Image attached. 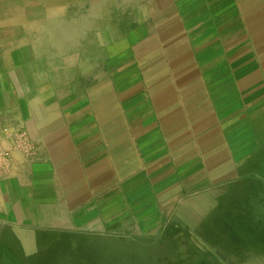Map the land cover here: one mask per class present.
<instances>
[{"label":"crops","instance_id":"obj_1","mask_svg":"<svg viewBox=\"0 0 264 264\" xmlns=\"http://www.w3.org/2000/svg\"><path fill=\"white\" fill-rule=\"evenodd\" d=\"M13 19L0 117L44 151L0 177V264H148L186 240L264 264V0L151 1L90 45Z\"/></svg>","mask_w":264,"mask_h":264},{"label":"rangeland","instance_id":"obj_2","mask_svg":"<svg viewBox=\"0 0 264 264\" xmlns=\"http://www.w3.org/2000/svg\"><path fill=\"white\" fill-rule=\"evenodd\" d=\"M151 1L155 4V0H124L121 10L117 7V0H107L103 7H99L101 0H0V12L4 14L0 16L2 20H7V17L12 19L18 17L20 25H23L33 19L43 20L46 9L71 3L63 23V31L68 32L69 37L73 36L69 38L71 41L82 40L83 43H87L86 45H90L89 42L94 39L93 35L99 34L100 41L103 42L106 41L105 36L108 34L120 35L130 27L137 28L138 22L134 19L147 16L148 4L150 5ZM81 2L85 3L84 9L78 6ZM98 10L101 13L100 18L95 16ZM56 11L62 12L63 9ZM82 16H86V19H81ZM171 252L168 247L163 249L149 247V255L156 253L160 257L163 256V260L148 264H252L249 259L256 256L248 254L241 259H236L235 256L228 259L225 252L221 253L218 247L206 245L200 240H196V244L190 246L187 240L183 242L179 255L176 253L170 255ZM167 255L172 256L174 261Z\"/></svg>","mask_w":264,"mask_h":264},{"label":"clouds","instance_id":"obj_3","mask_svg":"<svg viewBox=\"0 0 264 264\" xmlns=\"http://www.w3.org/2000/svg\"><path fill=\"white\" fill-rule=\"evenodd\" d=\"M105 3H107V0H101V5L99 7H103ZM123 3L124 0H117V7L121 10H123ZM78 6L79 8L84 9L85 3L81 2ZM69 7H71V3L56 5L52 8L46 9L43 20L33 19L20 26L23 28L24 32L29 35H31L32 33H37L40 35L41 38L44 35H47L49 40L52 42L53 46L58 47V44L56 43V35L58 32L63 33V23L68 15ZM56 9H63V11L59 12L56 11ZM95 16L97 18H100L101 13L99 10L95 13ZM81 19H86V16H82ZM7 23L11 24L13 27L17 26V22L12 18H9L7 20ZM5 24V20H0V29L4 28ZM65 62L70 67L73 66L74 63L73 61H71L70 58L66 59ZM9 80L11 81L10 87L13 91L16 92L18 99L27 96L29 92V87L26 84L21 85L19 88H17V82L19 78L17 77L15 80H13L12 77H9ZM3 83L4 77L3 74L0 73V85H2ZM31 99L32 101H35L37 99V96H33Z\"/></svg>","mask_w":264,"mask_h":264},{"label":"built area","instance_id":"obj_4","mask_svg":"<svg viewBox=\"0 0 264 264\" xmlns=\"http://www.w3.org/2000/svg\"><path fill=\"white\" fill-rule=\"evenodd\" d=\"M43 145L33 139L25 126H18L0 117V177L10 172L15 155L29 161L42 156Z\"/></svg>","mask_w":264,"mask_h":264},{"label":"bare ground","instance_id":"obj_5","mask_svg":"<svg viewBox=\"0 0 264 264\" xmlns=\"http://www.w3.org/2000/svg\"><path fill=\"white\" fill-rule=\"evenodd\" d=\"M2 13L0 12V15H1ZM2 15H4V14H2ZM2 18V17H1Z\"/></svg>","mask_w":264,"mask_h":264}]
</instances>
